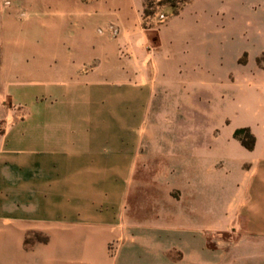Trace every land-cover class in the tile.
<instances>
[{
	"label": "rangeland",
	"instance_id": "rangeland-1",
	"mask_svg": "<svg viewBox=\"0 0 264 264\" xmlns=\"http://www.w3.org/2000/svg\"><path fill=\"white\" fill-rule=\"evenodd\" d=\"M54 1L52 9L58 8ZM1 2L4 85L8 78L20 86L36 81L26 90L40 96L47 80H63L64 67L76 62L84 78L108 74L122 82L131 76L138 84L141 62L149 59V65L140 98L137 91L129 97L109 92L110 83L94 84L52 106L33 104L32 118L23 123L27 105L9 99L0 79V138L14 121L11 134L19 135L22 148L30 137L60 149L82 137L85 150L100 152L94 162L83 160L92 172L85 181L98 185L86 186L85 197H125L142 202L148 213L162 212L163 264H254L243 236L251 237L252 221L247 212V222L241 220L233 201L252 181V170L264 165V73L249 72L264 67V0H94L105 12L84 15L76 44L60 27L59 14L31 8L35 0ZM245 127L250 133L235 135ZM250 134L259 138L256 149L255 143L249 148ZM124 151L144 159L130 183L124 181ZM141 165L162 170L157 187L140 182ZM237 241L248 248L232 253Z\"/></svg>",
	"mask_w": 264,
	"mask_h": 264
},
{
	"label": "crops",
	"instance_id": "crops-1",
	"mask_svg": "<svg viewBox=\"0 0 264 264\" xmlns=\"http://www.w3.org/2000/svg\"><path fill=\"white\" fill-rule=\"evenodd\" d=\"M1 1L0 9L5 7ZM58 1L56 9L51 8V3H56L54 0H35L36 3L30 5L36 12L44 10L59 14L60 27L69 30L66 33L72 39L83 35L85 14L93 16L94 12L104 11L94 0ZM69 17L74 20L69 21ZM72 42L76 44L78 39ZM148 65L149 59L141 62L136 84L132 83L131 76H125L122 82L113 77L109 79L108 74H105L108 79L95 78V74L84 78L80 75L81 65L76 62L71 69L64 67L63 80L53 77L47 80L48 89L40 96L26 90L38 83L36 81L20 86L16 79L8 78L4 85L3 73L0 79L2 90L9 99L27 105L28 116L20 122L23 123L32 118L33 104L37 107L52 106L60 97L76 96L80 89H90L94 84L110 83L109 92H123L129 97H132L131 92L137 91L140 98L142 88L147 84L145 71ZM152 66L154 70L158 69L155 59ZM249 72L251 76L264 73V67L254 65ZM21 90H25L22 94L26 93V97H20ZM41 97L43 99H38ZM17 123L11 122L0 138V264H163L165 216L162 212L148 213L140 207L142 202L134 204L125 197L103 202L94 195L85 197L86 186L95 188L98 185L93 180L85 181V174L92 172L83 166V160L94 162L100 152L85 150L82 137L79 141L70 140L75 147L52 148L45 139L43 144L37 143L36 137H30L27 148L19 147L16 145L19 135L11 134ZM258 143L256 136L255 149ZM187 152L190 154L189 149ZM124 155V181L130 183L137 164H142L144 159L138 156V160L137 154L131 151H124ZM142 168L141 165L139 177L143 186L157 187L162 170L151 172L148 167ZM150 173L154 176L149 177ZM252 175V181L241 186V196L234 197L233 202L238 204L237 215L245 223L247 218L242 219V215L244 212L249 214L254 232L250 238L247 232L243 236H247L250 243L248 247L252 249L254 264H264V165L254 168ZM247 195L251 196L250 205ZM167 219L176 220L174 216ZM228 228L212 232H224ZM219 238L220 243H224L223 238ZM241 243L237 241L231 252H243L248 248ZM114 244L117 245L115 249ZM5 253L11 255L5 257Z\"/></svg>",
	"mask_w": 264,
	"mask_h": 264
},
{
	"label": "trees",
	"instance_id": "trees-1",
	"mask_svg": "<svg viewBox=\"0 0 264 264\" xmlns=\"http://www.w3.org/2000/svg\"><path fill=\"white\" fill-rule=\"evenodd\" d=\"M250 133V130H249V128H239V129H237L236 130V132H235V135L236 136H239L241 133ZM250 137L252 138V142H251V144L249 145V148H253L254 147V143H255V137L252 135V134H250ZM43 240H46V238H42Z\"/></svg>",
	"mask_w": 264,
	"mask_h": 264
}]
</instances>
